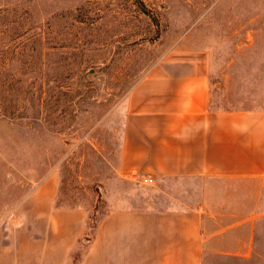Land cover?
<instances>
[{
  "label": "rangeland",
  "instance_id": "1",
  "mask_svg": "<svg viewBox=\"0 0 264 264\" xmlns=\"http://www.w3.org/2000/svg\"><path fill=\"white\" fill-rule=\"evenodd\" d=\"M178 48L208 52L214 107L264 110V0H0V230L57 172L89 236L116 207L204 205L203 264H264V189L204 199L199 181L119 173L126 99Z\"/></svg>",
  "mask_w": 264,
  "mask_h": 264
},
{
  "label": "crops",
  "instance_id": "2",
  "mask_svg": "<svg viewBox=\"0 0 264 264\" xmlns=\"http://www.w3.org/2000/svg\"><path fill=\"white\" fill-rule=\"evenodd\" d=\"M174 54L126 99L120 175L199 181L204 199H261L264 110L214 107L208 52ZM60 184L53 172L0 230V264H72L84 243L79 264H203L206 206L116 207L89 236L85 209L57 206Z\"/></svg>",
  "mask_w": 264,
  "mask_h": 264
},
{
  "label": "built area",
  "instance_id": "3",
  "mask_svg": "<svg viewBox=\"0 0 264 264\" xmlns=\"http://www.w3.org/2000/svg\"><path fill=\"white\" fill-rule=\"evenodd\" d=\"M156 181L151 178V177H144L142 178V183L145 184V185H152L154 184Z\"/></svg>",
  "mask_w": 264,
  "mask_h": 264
}]
</instances>
